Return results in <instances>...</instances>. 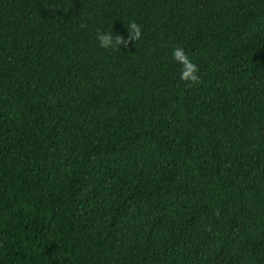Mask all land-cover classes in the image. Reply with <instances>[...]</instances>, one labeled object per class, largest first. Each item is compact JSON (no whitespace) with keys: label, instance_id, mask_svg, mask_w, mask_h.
<instances>
[{"label":"trees","instance_id":"obj_1","mask_svg":"<svg viewBox=\"0 0 264 264\" xmlns=\"http://www.w3.org/2000/svg\"><path fill=\"white\" fill-rule=\"evenodd\" d=\"M0 264H264V0H0Z\"/></svg>","mask_w":264,"mask_h":264},{"label":"clouds","instance_id":"obj_2","mask_svg":"<svg viewBox=\"0 0 264 264\" xmlns=\"http://www.w3.org/2000/svg\"><path fill=\"white\" fill-rule=\"evenodd\" d=\"M131 35L130 39H138L140 36V30L136 24H131ZM100 46L102 48L108 49L114 47L115 45L121 44L122 41L120 38H117L113 41V37L110 34H99L97 36ZM173 58L178 63H181L185 66V71L181 73V79L185 81L196 82L198 77L194 74L195 69L194 66L188 61L187 57L184 55L182 48H176L173 51Z\"/></svg>","mask_w":264,"mask_h":264}]
</instances>
